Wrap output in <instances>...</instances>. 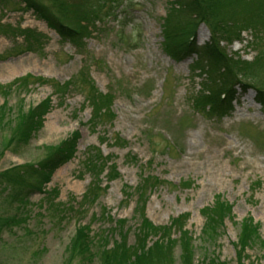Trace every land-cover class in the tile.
Masks as SVG:
<instances>
[{"label": "rangeland", "instance_id": "374dc122", "mask_svg": "<svg viewBox=\"0 0 264 264\" xmlns=\"http://www.w3.org/2000/svg\"><path fill=\"white\" fill-rule=\"evenodd\" d=\"M99 1H34L83 30L82 40L71 44L23 0H0V173L21 166L18 173L30 174L78 134L73 158L54 171L45 196L26 195V208L20 209L18 198L0 192V219L24 222L0 228V264H104L101 255L116 244L132 256L140 249L141 219L166 229L163 245L171 257L161 264H264V107L254 90L237 88L227 117L195 112L190 98L219 87L226 75L199 78L205 57L177 62L164 51L165 41L194 26V47L203 49L216 38L228 60L251 62L253 36L241 10L254 2L232 7V23L240 30L227 40L225 5L122 0L116 11L125 12L130 24L121 28L96 13ZM24 32L39 37L29 52ZM85 79L111 100L113 117L94 112ZM46 101L48 107L39 109ZM96 151L104 166L94 179L85 166ZM144 177L157 182L144 184ZM215 202L229 208L230 216L215 232L205 231L203 210ZM247 221L261 239L242 246ZM118 223L122 235L114 229ZM81 229L98 240L92 257L83 252ZM159 236L145 239L146 248ZM150 252L155 255V249ZM149 259L145 264H157Z\"/></svg>", "mask_w": 264, "mask_h": 264}, {"label": "trees", "instance_id": "16d2710c", "mask_svg": "<svg viewBox=\"0 0 264 264\" xmlns=\"http://www.w3.org/2000/svg\"><path fill=\"white\" fill-rule=\"evenodd\" d=\"M23 1L25 4L24 7L32 9L34 13L45 22L49 29L55 31V33L60 37V40L71 44H76L82 40L84 36L82 29L81 31L74 30L66 19L51 13L50 10H47L45 7L35 3V0ZM240 1L242 0H192V3H195L197 8L201 7L202 3L206 7L207 4L217 7L225 5L228 11L226 17L227 21L224 22L223 27L228 32L226 34H228L227 40H229L234 36V32L236 30H240L238 26L239 24L232 23V21H234L233 18L237 15V9H233L232 7ZM248 1L254 2V5L245 6V9L241 10V12L243 13L242 20L248 23V30L251 31V35L253 36L249 47H252L256 53L251 62H245L239 59L235 61L228 60L222 50L219 49V41L217 42L213 35H211V38L215 39L210 44L205 45L203 49L194 47L193 39L194 31H196L194 26L189 29L181 30L175 37H173V39H169L168 42L164 40V51L172 60L179 62L187 57H191L192 55H195V59L200 61L203 59L202 56L208 60V65L207 63L204 64L202 70L198 66L200 72L197 77L201 78L203 75L206 77L209 76V74H217L219 72L226 75L223 83H219V87L216 88L214 86L215 89L206 88L205 90H201V92H197L195 97L190 98L191 105L193 109H195V112L198 111L197 113L207 117L211 116L216 120L227 117L230 114L232 110L231 103L237 87L242 89L243 92L247 89L254 90L256 94V102L259 103L261 107H264V0ZM121 2L122 0H100L99 8H97L96 13L103 14L102 17L104 20L111 17L118 26L125 28L128 24H130L128 15L124 14L125 12L117 13L116 11L118 6L122 5H120ZM106 5H108V7H106ZM61 7L63 8V3H60V7L58 6L59 9ZM67 13L68 11L64 9L63 14L66 16ZM211 30L213 33L215 32V29L212 28ZM231 32L232 35H230ZM241 32L242 31L238 32V38L236 39H240L239 35ZM24 37L27 42V47L24 50L29 52L30 50H33L31 46L39 42V37L30 32H24ZM193 67L197 69L195 64H193ZM232 78L235 80L233 81ZM20 80L23 79H19V81ZM61 86L62 85L57 84L54 85L56 88ZM84 87L88 94L89 104L92 108H94L93 110L98 117L105 118L112 116L110 109L111 100L108 97H102L97 94L93 84L87 79L84 81ZM48 105L49 102H43L39 106V109H46ZM34 126L36 128L37 124H34ZM27 127L28 130H30L31 126L28 125ZM25 133L24 134L27 139L30 132L28 133V131H26ZM77 140L78 134L75 133L68 141L61 145L60 148H57V150H55V152L43 163L39 164L30 174L27 173L26 169H24L23 173H18L17 170H23L21 166L17 169L15 168L0 173V192L4 195L6 194L8 197L7 199H9V193L15 196V198H18L17 200L19 201L20 209H23L24 207L26 208L24 205L27 201L26 195L39 193L45 196V187L50 182V178L54 171L73 158L76 151ZM88 159L90 160L86 163L85 169L90 172L94 179L98 178V170L104 166L103 158L100 156L99 152L96 151L90 153ZM29 170H31V168ZM147 182L155 184L157 179L144 177L142 179V183L147 184ZM203 213L207 220V224H205V231L213 230V232H215L223 225V221L229 218L231 212L224 204L215 202V206L211 210H203ZM22 224H24V222L20 221V219L16 216L0 219L1 229H13V227H18ZM25 227L26 226L23 225L24 230H26ZM114 229L117 234L122 235L119 223L117 228ZM158 230H162L163 232L161 233ZM138 231L139 234L136 240L141 242V244L137 253L134 251L132 256H128L124 253L128 252L130 249L125 250L123 247L116 244L111 252L107 251L101 255V257L103 256L102 259H105L104 264H145L151 263L149 258L154 259L157 264H161L163 257H171L170 247H167V250H165V246L163 245L165 244L166 229H157L147 220L141 219ZM85 232L87 234L85 229H81L78 231L77 235H79V237L83 240H81L83 242V249L85 250H83V252H87L90 257H92L95 255V252H92L91 247L95 248L98 240L94 241L96 237L89 238V233L88 235H85ZM156 235L162 236H159V241H157L158 243H154L150 248H146L145 239ZM141 236H143L144 240L141 239ZM187 236L188 235L184 233L183 239H185V241L189 240L187 239ZM255 239H261L258 235V227L254 225L252 221L243 223L242 237L239 238V243L242 246H245L249 245L248 243L251 244L252 240ZM172 243L173 242L171 241L169 246ZM261 243H263L262 246L264 247V242L261 241ZM152 249H155V255L153 254L154 256H152L150 252Z\"/></svg>", "mask_w": 264, "mask_h": 264}]
</instances>
